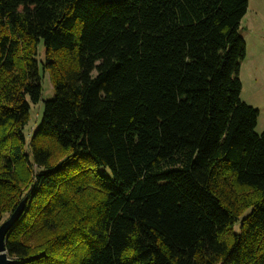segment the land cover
<instances>
[{
	"label": "trees",
	"instance_id": "trees-1",
	"mask_svg": "<svg viewBox=\"0 0 264 264\" xmlns=\"http://www.w3.org/2000/svg\"><path fill=\"white\" fill-rule=\"evenodd\" d=\"M248 6L0 0V225L27 198L16 264H264ZM41 42L53 97L27 142Z\"/></svg>",
	"mask_w": 264,
	"mask_h": 264
},
{
	"label": "rangeland",
	"instance_id": "rangeland-1",
	"mask_svg": "<svg viewBox=\"0 0 264 264\" xmlns=\"http://www.w3.org/2000/svg\"><path fill=\"white\" fill-rule=\"evenodd\" d=\"M251 8L241 22L240 34L247 44V57L242 65L241 80L243 84L241 99L243 102L260 110L257 133L261 134L264 130V39L257 32L255 27L257 21L254 19L253 10L259 9L264 13V0H250ZM37 61L40 64L44 61L43 42L38 46ZM42 77V97L39 103H31L30 119L24 129L27 142L32 133L39 127L42 121L44 103L53 97V88L46 72L41 73ZM258 79V80H255ZM9 218L5 215L3 222ZM236 232L239 231V223L235 226Z\"/></svg>",
	"mask_w": 264,
	"mask_h": 264
},
{
	"label": "water",
	"instance_id": "water-1",
	"mask_svg": "<svg viewBox=\"0 0 264 264\" xmlns=\"http://www.w3.org/2000/svg\"><path fill=\"white\" fill-rule=\"evenodd\" d=\"M27 198L17 206L9 218L0 225V264H16L17 261L11 258L6 250V238L9 230L18 222L25 211Z\"/></svg>",
	"mask_w": 264,
	"mask_h": 264
},
{
	"label": "crops",
	"instance_id": "crops-1",
	"mask_svg": "<svg viewBox=\"0 0 264 264\" xmlns=\"http://www.w3.org/2000/svg\"><path fill=\"white\" fill-rule=\"evenodd\" d=\"M250 8H251V2L249 0V6H248V11L247 12H249ZM253 12H254L253 13L254 19L257 21V26L255 27L254 30H256L257 32L259 31L260 37L262 36L263 39H264V13H261L259 11V9L253 10ZM246 46H247V44H246ZM255 80H258V79H255Z\"/></svg>",
	"mask_w": 264,
	"mask_h": 264
}]
</instances>
